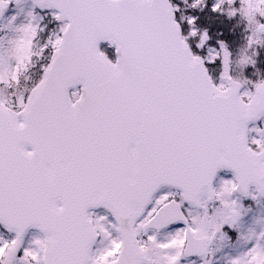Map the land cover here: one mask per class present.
I'll return each mask as SVG.
<instances>
[{
    "label": "snow or ice",
    "instance_id": "obj_1",
    "mask_svg": "<svg viewBox=\"0 0 264 264\" xmlns=\"http://www.w3.org/2000/svg\"><path fill=\"white\" fill-rule=\"evenodd\" d=\"M0 264H264V0H0Z\"/></svg>",
    "mask_w": 264,
    "mask_h": 264
},
{
    "label": "trees",
    "instance_id": "obj_2",
    "mask_svg": "<svg viewBox=\"0 0 264 264\" xmlns=\"http://www.w3.org/2000/svg\"><path fill=\"white\" fill-rule=\"evenodd\" d=\"M210 15L211 14L206 13L204 16H202V25L210 27L212 33H223V36L221 38L229 43L233 50H235L243 43V25L238 23L239 18H237L236 20L228 21L223 17H212L209 20L208 17ZM102 51H105L110 59H115L113 49L108 48V46H102Z\"/></svg>",
    "mask_w": 264,
    "mask_h": 264
},
{
    "label": "rangeland",
    "instance_id": "obj_3",
    "mask_svg": "<svg viewBox=\"0 0 264 264\" xmlns=\"http://www.w3.org/2000/svg\"><path fill=\"white\" fill-rule=\"evenodd\" d=\"M229 179L231 178V173H228V172H222L219 176H218V179Z\"/></svg>",
    "mask_w": 264,
    "mask_h": 264
},
{
    "label": "water",
    "instance_id": "obj_4",
    "mask_svg": "<svg viewBox=\"0 0 264 264\" xmlns=\"http://www.w3.org/2000/svg\"><path fill=\"white\" fill-rule=\"evenodd\" d=\"M101 45H107L106 43H102Z\"/></svg>",
    "mask_w": 264,
    "mask_h": 264
}]
</instances>
